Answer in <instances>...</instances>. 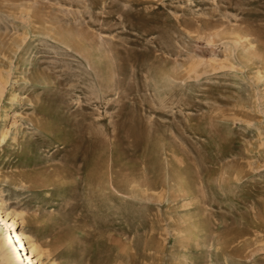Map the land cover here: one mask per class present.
I'll return each mask as SVG.
<instances>
[{"label": "rangeland", "instance_id": "1", "mask_svg": "<svg viewBox=\"0 0 264 264\" xmlns=\"http://www.w3.org/2000/svg\"><path fill=\"white\" fill-rule=\"evenodd\" d=\"M0 213L35 264H264V0H0Z\"/></svg>", "mask_w": 264, "mask_h": 264}, {"label": "bare ground", "instance_id": "2", "mask_svg": "<svg viewBox=\"0 0 264 264\" xmlns=\"http://www.w3.org/2000/svg\"><path fill=\"white\" fill-rule=\"evenodd\" d=\"M0 222L2 226H0V247L2 248L3 252V260L6 264H25L24 259H27L28 264H35V262L32 260V256L40 255L41 249L40 247L35 243H30L28 236L25 233H22V236L20 233H18V228L16 229V226L18 225V221L16 218L7 215L6 217H2L0 213ZM13 229L12 234H14L13 237H11L13 240H10L9 238V231ZM25 240L29 245L30 252L32 256L29 255L27 251L26 244L23 243ZM38 262V260H36Z\"/></svg>", "mask_w": 264, "mask_h": 264}]
</instances>
